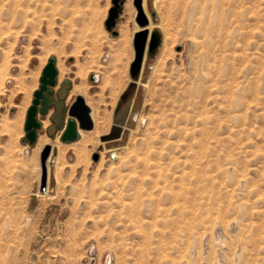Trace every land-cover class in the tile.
<instances>
[{
	"label": "rangeland",
	"instance_id": "1",
	"mask_svg": "<svg viewBox=\"0 0 264 264\" xmlns=\"http://www.w3.org/2000/svg\"><path fill=\"white\" fill-rule=\"evenodd\" d=\"M128 1L111 36L112 0H0V264H264V0H221L220 27L215 0H143L162 43L147 42L121 138L101 142L132 82ZM50 58L91 110L71 145L26 139ZM171 104L189 120L146 170L147 130Z\"/></svg>",
	"mask_w": 264,
	"mask_h": 264
},
{
	"label": "water",
	"instance_id": "2",
	"mask_svg": "<svg viewBox=\"0 0 264 264\" xmlns=\"http://www.w3.org/2000/svg\"><path fill=\"white\" fill-rule=\"evenodd\" d=\"M122 0H112V7L110 8L107 18L104 22V27L111 36H116L114 31L116 23L121 14ZM143 0H133V5L137 10L136 22L141 27V30L136 32L133 37L134 59L130 65V75L132 82L128 85L125 92L122 94L119 103L114 112V124L111 126L109 132L100 137L101 142H112L121 138L123 127L127 121L129 111L131 109L136 89L137 80L141 74L145 50L147 47L148 55L154 54L161 46V36L157 32H152L149 38V31L147 30L148 20L143 13ZM179 50V48H177ZM57 70L55 67L54 58H50L47 65L44 67L41 77L39 79V88L33 93L32 105L27 110L24 130L26 132V139L30 144L36 140V130L39 129L40 123L36 119L38 106L39 112L45 115L50 107H54L55 112L51 116L53 125L49 128V135H53L56 128L64 126L63 112L65 109V98L67 92L71 87L68 81L63 82L61 89L57 94V102L54 100V92L49 87L56 84ZM96 75H92L91 81H95ZM91 110L87 106L85 99L82 96H77L71 106L67 109V115L70 119L67 121L65 131L61 136L63 142L75 141L78 138L76 132V123L79 130L90 131L93 129V121L91 118ZM50 147L47 146L41 153V162L45 169V161L48 157ZM93 160H98V155H93ZM45 171V170H44Z\"/></svg>",
	"mask_w": 264,
	"mask_h": 264
},
{
	"label": "bare ground",
	"instance_id": "3",
	"mask_svg": "<svg viewBox=\"0 0 264 264\" xmlns=\"http://www.w3.org/2000/svg\"><path fill=\"white\" fill-rule=\"evenodd\" d=\"M221 2H222L221 0L214 1L215 11L212 16V19H213L212 25L213 26L217 25L216 27L218 26L220 27V24L225 18V14H223L222 12L221 13L218 12V7L220 8ZM207 32L208 31H206V34ZM78 90L80 89L78 88ZM184 110H185L184 107L177 106L174 104H171V109L161 108L159 117L155 119L152 122V124H150V127L147 130L148 135H149L148 138L150 139V141L145 145L146 157L142 160V163L144 164V168L146 170H150V169L154 170L158 168L159 160L161 159V156L163 155V153L167 152V150L175 146V143L172 140H180L182 138V135H183L182 133L184 132V129L181 127V122L186 123L189 120V116L183 113ZM20 116H21V113H18L16 115V118L19 119ZM84 147H85V143H82L80 145V148L77 151L78 155L82 153V148L84 149ZM166 154H168V152ZM162 159L160 161H162ZM182 179H183V176H182Z\"/></svg>",
	"mask_w": 264,
	"mask_h": 264
},
{
	"label": "crops",
	"instance_id": "4",
	"mask_svg": "<svg viewBox=\"0 0 264 264\" xmlns=\"http://www.w3.org/2000/svg\"><path fill=\"white\" fill-rule=\"evenodd\" d=\"M130 1L133 2V0H130ZM130 1H128V2L125 4L126 7H128V9L130 8ZM142 4H143V3H142ZM55 67H56V70H57V77H56V79H57V86L55 87L54 90H55V91L59 90L61 84H62L64 81H68V82L71 84V89L69 90L68 95H67V98H66V101H65L66 106L71 105L72 102L74 101V99H75L77 96H82V97L85 99V102H86V104H87L86 94H85L84 92H77V91L75 90V88L78 87V85L73 84V79H71V78H69V77H66L67 72L65 71V68L62 67V69H59V67L57 66L56 63H55ZM61 71H62V72H61ZM41 74H42V73H41ZM81 85H82V87H84L83 83H82ZM80 89H81V88H80ZM32 101H33V95H32V98H31V102H30V104H29V105L27 106V108H26V111H25V118H26L27 110H28L29 107L32 105ZM87 105H88V104H87ZM88 107H89V106H88ZM52 113H53V110H50L49 113H48V116L46 117V119H45V121H44V122H46V120H47V121H48V124H47L46 126H44V125L42 126V129L38 132V136H37V138H40V137L46 135L47 138H49V136H50L51 138H58L61 142H63V141L61 140V135H62L64 129H62V130H58L53 136H52V135H48V133H47V130H48L49 126L51 125V122H50V116L52 115ZM90 115H91V113H90ZM91 118H92V117H91ZM65 119L67 120L68 117L66 116ZM44 122H43V123H44ZM77 130H78V131H77V134L80 136V135H81V130H79L78 128H77ZM75 142H77V141H74V142H63V144H64V145H71V144H73V143H75Z\"/></svg>",
	"mask_w": 264,
	"mask_h": 264
},
{
	"label": "flooded vegetation",
	"instance_id": "5",
	"mask_svg": "<svg viewBox=\"0 0 264 264\" xmlns=\"http://www.w3.org/2000/svg\"><path fill=\"white\" fill-rule=\"evenodd\" d=\"M56 77H57V75H56ZM64 82H65V81H64ZM62 84H63V83H62ZM62 84H61V86H62ZM56 86H57V79H56V84H55V86H53V87H49V88L53 90V92H54V100L57 102V94H58L59 90L61 89V86H60L59 90L55 91L54 89H55ZM38 88H39V87H38ZM70 89H71V87H70ZM70 89H69V90H70ZM69 90H68V92H69ZM68 92H67V95H68ZM66 98H67V96H66ZM66 98H65V101H66ZM74 100H75V99H74ZM65 101H64V102H65ZM73 102H74V101H73ZM73 102H72V103H73ZM71 105H72V104H71ZM71 105H69V106H71ZM69 106H66V104H65V109H64V112H63L64 126H63L62 128H56L55 131H54V134H55L58 130H62V129H64V131H65V127H66L67 121L70 119V117L67 115V109H68ZM87 106H88V105H87ZM39 108H40V105L38 106V111H37V113H36V119H37V121L40 123V127H39V129L36 130V134H37V136H38V132L42 129L43 122H44V120L46 119V117L48 116L49 111H50V110H53L52 115H53L54 112H55L54 107H50V108L47 110V113H46L45 115H41L40 112H39ZM52 115H51V116H52ZM51 116H50V122H51ZM66 116L68 117L67 120L65 119ZM52 125H53V123L51 122V125L49 126V128H50ZM49 128H48V130H47L48 135H49ZM77 128H78V125H77V123H76V132L78 131ZM78 129H79V128H78ZM64 131H63V133H64ZM63 133H62V134H63ZM54 134H53V135H54ZM53 135H52V136H53ZM61 136H62V135H61ZM36 138H37V137H36ZM78 139H79V135H78L77 140H78ZM77 140H75V141H77ZM71 142H74V141H71Z\"/></svg>",
	"mask_w": 264,
	"mask_h": 264
}]
</instances>
